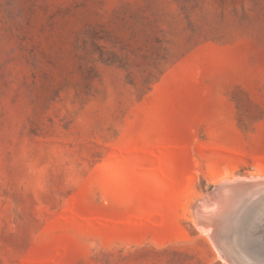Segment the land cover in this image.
Instances as JSON below:
<instances>
[{
    "label": "rangeland",
    "instance_id": "rangeland-1",
    "mask_svg": "<svg viewBox=\"0 0 264 264\" xmlns=\"http://www.w3.org/2000/svg\"><path fill=\"white\" fill-rule=\"evenodd\" d=\"M250 176L264 0H0V264H234L192 207ZM243 199L230 248L264 264Z\"/></svg>",
    "mask_w": 264,
    "mask_h": 264
},
{
    "label": "bare ground",
    "instance_id": "bare-ground-1",
    "mask_svg": "<svg viewBox=\"0 0 264 264\" xmlns=\"http://www.w3.org/2000/svg\"><path fill=\"white\" fill-rule=\"evenodd\" d=\"M257 187H261L262 189L264 188V176H250L249 178H226L220 184L216 185L215 192L213 193V195L207 197V201L205 198L201 197L198 199V201L196 200L194 206L192 207L194 214L197 216L196 222L199 225L198 227L200 228V230L205 232L207 236L211 238L213 244L217 248V251L219 250L221 252L218 253L223 254L225 258L227 257L230 262L234 264L239 263L235 261V259L238 260V258L234 252L235 250L231 249L232 247L230 246V243L234 245V233H236L238 229L243 228H239L241 225V217L239 216H244L242 211L237 208L238 203L244 198L245 194ZM210 207L213 208V210L207 212L206 210H209ZM253 213L254 212H252V214ZM205 217L207 219H203ZM211 217H216V221H207L208 218ZM222 227H226V230H222ZM242 234L244 235V232ZM258 235L260 237V240L264 242V219L260 223ZM243 244H245V241Z\"/></svg>",
    "mask_w": 264,
    "mask_h": 264
}]
</instances>
